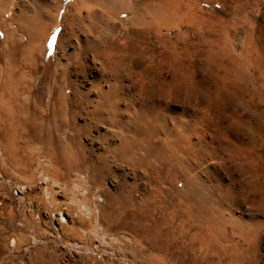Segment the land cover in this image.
Here are the masks:
<instances>
[{
	"label": "rangeland",
	"instance_id": "374dc122",
	"mask_svg": "<svg viewBox=\"0 0 264 264\" xmlns=\"http://www.w3.org/2000/svg\"><path fill=\"white\" fill-rule=\"evenodd\" d=\"M29 1L30 0H0V90L2 88L0 91V112L4 110L1 113H5L6 115L10 112L11 116L14 111L11 117L9 115L5 116V114L3 117L0 113V264H264V228L259 229L260 241L258 240L255 244H243L241 240L235 236L234 239L239 244L236 250H232L233 252H230L231 249L230 251L227 250L229 248H223V253V251H220L223 250L222 247L218 246H216L217 249L205 247L199 249L197 248L199 245L198 243L191 249L189 245L190 232L189 234L186 233L184 237V234L181 235L182 231L180 230L182 229L180 228V222H178L179 220L177 218L169 220L170 222L166 220L168 217V219L171 218L170 213L174 208V205H171V203L174 204L175 199L173 200L172 198H174V196L169 194L172 193L170 192L172 189L169 183H167L168 187L166 183L163 185L158 183L159 181L157 178H160L156 177L154 173L157 164L148 162V159L147 163L146 161L141 163L136 158H133L129 151H125V153L121 155L113 149L120 143L121 139L116 136L118 127L112 122L113 119L108 106L116 104L119 109H121V112L125 113L126 106L131 103L134 97L137 98V96H139L138 93L136 96L139 76H135L134 73L144 76L145 78L142 77L144 79L149 78L153 81V86L151 87L155 92L153 95L157 93V86L161 84L160 82L162 80H167L169 82L173 81L174 75L171 72L169 73L161 70L163 68L160 64L162 61V49L160 45L155 41L152 42L151 45H147L146 41L141 37L137 39L134 27L126 22L116 23L113 20L108 21L101 7L95 4V0H74L75 2L73 0H58L59 2H57V0H47L48 2L46 0H33L35 3H38L36 6H33V9L28 5H24L25 3H29ZM194 1L195 4L197 3L198 8H202L201 12L203 14L208 11L210 12V10L214 12H210V16L207 13L206 15L209 17L205 15L202 22L204 27L202 26L199 32L194 33L195 31L190 29V31H183L186 33L188 41L195 43L198 38L204 37L205 34L208 39H211L214 34L215 36H220H213L219 40L217 43L218 48L221 50L222 48L228 50L231 52L230 55L235 57V60H241L240 64H244V67L242 65L240 68L241 70H239L242 73L244 72L245 76L248 75L247 77L252 79L250 83H247V86L249 90H254L257 86V81H255L254 84L251 82L254 81V76H256L253 75V70L255 74H257V70L249 66L248 60L251 58V54L242 52L245 50L244 46L246 44L244 42L247 41L249 43L248 40L252 39L258 43L260 48H262V54H264V0H220L221 2L219 0H211L210 2L209 0H206L208 2L205 0ZM55 3H57L58 6L56 10ZM204 4L205 6H203ZM60 7L62 8L56 20L57 10ZM215 11L216 13L220 12L216 14ZM38 13L39 15H37ZM30 14H36V16H34L40 18L38 23V25H40V27L38 26L39 36L36 38V45L38 44L37 42H39V44L38 47H34L33 51V56H37L36 59H38H34L37 66L36 64L33 65L35 63L34 61H30L26 57L24 58V51L22 49H25L26 46H30L29 44L31 43L29 40L25 39L28 33L27 30L17 26V23L22 21L20 18L21 16L23 18ZM13 16L18 17L17 21L12 20ZM102 16L104 18H102ZM125 17L126 16L123 15L122 19H125ZM223 19L225 24L223 23ZM221 21L224 24V30H222V33L219 35V32H221L219 26L223 29V26L221 27L220 25ZM52 23L55 25V28L50 29ZM210 23H214V25ZM209 25L212 27L214 26L213 28L216 32L218 31L217 28L220 31L216 33ZM253 28L254 31H252V33L254 32L253 34L255 36L250 32ZM256 28L258 30H256ZM42 31L44 34L47 32L46 35H43ZM88 32L90 33L88 34ZM110 32L113 34L111 35ZM121 33L124 38L120 35ZM53 34L56 36V41L59 35L61 37L62 43H59L58 47L56 43H51ZM107 34L110 35V37ZM245 34L246 37L248 36L247 38ZM209 35L212 36L210 37ZM225 35L227 36L224 37ZM228 35L231 39L228 38ZM169 36H172L171 40L176 42L175 31H171ZM117 37L123 42L124 48H128L131 43L138 40L139 43L137 44V48L139 50L137 49V52H132L133 54L135 53L133 56L134 58H131L132 62L126 58L119 68L113 69L115 68L114 65L112 66L113 60L111 58L107 59L106 52L109 50V46L112 44L111 42H113L112 40ZM253 37L255 39H253ZM39 39L42 41H39ZM227 40H230V42H227ZM177 44L178 46H182L181 42ZM224 44L227 47H223L225 46ZM237 46L242 50L239 55L237 54L239 51ZM205 47V50H207L208 47L206 45ZM246 47L248 48V46ZM247 48L245 50L246 52L248 51ZM232 49H234V52ZM11 50L15 56L12 52L10 53ZM138 52L140 53L139 55ZM147 53H149L148 55L150 58ZM99 54H101V58ZM9 55L12 56L10 60L8 58L10 57ZM240 55L242 56L240 57ZM189 56L190 57L187 59L184 58V64H187L191 69L194 66L195 70H192L193 72L195 71L194 77L196 82L200 83V87L210 90L214 89L215 83L217 84L218 82V84H220L226 65L229 66L232 64V59L221 56L220 59L222 60H220V62L223 63H220L221 67L219 66V69L215 70L214 73H209L205 57L198 58L197 56L195 57L193 53H190ZM21 57L23 59H21ZM26 59L30 62H28V60L25 61ZM104 59H107L108 62H105ZM102 60L104 61L102 62ZM23 61L24 63H22ZM157 61H159V63ZM225 61H230V63H226ZM32 62L33 64L31 65ZM103 63L106 65H103ZM101 67H103V69ZM111 67H113L112 70H110ZM11 68L12 71L14 70L13 72ZM198 68L206 70L204 71ZM252 68L254 69L252 70ZM249 70L250 72H247ZM11 72L12 75H10ZM20 74H23V76H20ZM114 74L118 77L116 78ZM207 79L209 80L207 81ZM112 80L113 82H111ZM13 81L17 82L18 85L20 84L19 87L17 83L15 84ZM212 81L216 82L214 83ZM11 83L12 86L8 87L7 84ZM5 89L9 92H16V102L18 104L15 105L14 110L10 109L7 102L4 101ZM57 90H60L61 93L63 92L61 96L62 101L65 95V105L63 103L65 109L62 108V106V109L58 110L59 112L56 111V108H53L54 92ZM99 90L105 92V95L98 98L96 93H99ZM18 93H20V95ZM190 95H198L199 97H195L197 100L191 97V100L189 99L188 102H185L186 104H183L184 107L197 110V112L199 110H205L201 103L203 102L201 99H203L204 95ZM116 100L118 101L114 103ZM19 102L21 105H19ZM190 102H194L195 104L193 103L192 105ZM240 104V102H235L233 109H235L237 113L239 112V114L243 113V115H245L243 111L244 108L242 104ZM4 105L5 108L3 107ZM190 105L194 107L192 108ZM237 105H240L242 110L240 106ZM26 109H30V112L27 111L28 114L24 112ZM240 110L242 112H240ZM258 112L259 110L257 109H252V112H250V117L252 119L250 122L251 124L248 125L250 128H231L222 132L219 135V148H217L215 153L212 154L208 146H206L201 156H198L196 159L192 156L187 158V162L189 161L188 164L193 166L192 171L190 170L189 172L198 174L203 184L206 183L205 186L208 188L213 185L214 188L217 187V189H215L217 193L221 192L222 198L217 195V199L219 200V204L220 202L222 204L220 208H222L221 212H224L225 216H229L228 214L231 213L232 217H242L244 220L253 219V217L264 220V206L259 207L255 203H251L254 197L249 199L245 196L246 188L242 180L243 178L240 179L242 176L239 172H236L238 171V165L237 162L235 163L232 150L229 149V142L239 144L240 141L243 143L246 141L244 144H249L251 151L257 154L260 153L263 157L261 160H264V154L262 155L264 147L262 148L263 150L260 149L264 145V136H258L259 133L257 131L258 125L256 122L261 118V115L259 117V115L256 114ZM29 114L33 120L31 117H28ZM91 114L94 115L92 116ZM251 114L255 115H252V117ZM60 117L63 118L61 119ZM18 118L21 119L19 120ZM229 119L230 118L224 121L229 124ZM25 120L26 122L28 121L27 124ZM5 122L7 125L10 124L9 127L6 126ZM226 122H222L224 123L223 126L227 125L225 124ZM13 123L18 124L14 125ZM20 123H23L21 124L23 127L20 126ZM126 127H128V125H126ZM227 127L229 126L227 125ZM254 127L256 130L253 129ZM10 128L13 130H10ZM248 130L250 132L252 131V136L257 134L256 137L253 136L257 140L251 137ZM7 132L11 133L10 135L12 138L6 136ZM258 137L260 140L263 138V140H261L262 142ZM252 138L255 140L254 143ZM10 140L12 141L11 143ZM249 141L251 142L249 143ZM256 141L260 144V148L256 146L258 145ZM208 142L209 138L207 136L206 145ZM135 162L137 163L135 164ZM148 166L149 168L146 169ZM38 183L44 184L47 191L45 196L47 198L42 195V192L38 191ZM16 186L19 187V190L22 189V195L18 194V197L14 195ZM218 186L220 188H218ZM166 188L169 190H166ZM242 189H244L245 192H243ZM155 193L158 195V199ZM228 193L229 195L227 196ZM151 195L153 198L152 200ZM169 195L170 197L172 196V198H169ZM20 196L21 198L19 199ZM146 196L149 197L147 198ZM119 200L121 201L120 204ZM166 201H168V204ZM124 203L126 204L124 205ZM46 204L50 211H57L62 206L66 207L68 223L62 225L59 230L60 232L56 235L51 231L50 222L45 219L43 209ZM116 207L118 209L120 208L119 211ZM147 210L150 212L147 213ZM124 211L128 215L125 214ZM142 211L143 214H141ZM132 212L135 213L132 214ZM129 215L134 219H130ZM231 215L229 217H231ZM230 230L229 228V231ZM187 235L189 237H187ZM32 237L38 239L39 243L34 244L35 241L31 242ZM182 237L185 239V242ZM12 239L15 240L14 246L10 244V240ZM221 240L222 239H220L219 242L223 243ZM61 242H71L75 247V251L70 255L61 254L60 250L57 248L58 244ZM241 243L242 245H240ZM184 250L188 252H184ZM200 250L202 252H200ZM211 250L215 251L212 252ZM216 250L219 251V253ZM216 252L218 254H216Z\"/></svg>",
	"mask_w": 264,
	"mask_h": 264
},
{
	"label": "bare ground",
	"instance_id": "6f19581e",
	"mask_svg": "<svg viewBox=\"0 0 264 264\" xmlns=\"http://www.w3.org/2000/svg\"><path fill=\"white\" fill-rule=\"evenodd\" d=\"M193 1L194 0H95V4L98 5L99 7H101V9H102L103 13L105 14V16L107 17L108 21H112L113 20L116 23L117 22L118 23H125L126 22V23L130 24L131 26L134 27L137 39H140V37H141L143 40L146 41L147 45H151V43L154 42V41L157 42L160 45V48L162 49V52H161L162 61H161L160 64H161V67L163 69H161V70L162 71H167L169 73L171 72L174 75V78L172 79L173 80L172 82H169L167 80H162L160 82L161 84L159 86H157V89H158L157 93L155 95H153L155 93L153 91V89L151 88L153 86V81L151 79H149V78L148 79L147 78L144 79L145 78L144 76L134 73L135 76H139L138 86H137L138 90L136 92V96L138 94H139V96H137V98L134 97V99H132L131 103L128 104V106H126L125 113L121 112V109H119V107L116 104H112V106H108L109 111H110L111 116H112V119H113L112 122H114L115 126L118 127L116 136H118L121 139L120 143L118 145H116L113 149L115 151L119 152L121 155L123 153H125V151H129L131 156L133 158H136L137 160H139V162H141V163L143 161H146V163H147V159H148L149 160L148 162H153L154 164L155 163L157 164L156 170H155L154 173H155L156 177L160 178V179L157 178V180L159 181L158 183L160 185L161 184L163 185L164 183H166V186H167V183H169L170 187L172 189V191H170L172 193H169V194L174 196V198H172V196L170 197V195H169V198H172L173 200L175 199V203L174 204L171 203V205H174V208H173V210L170 213L171 218L168 219L169 218L168 217L166 220L169 221V220H173L174 218H177L179 220L178 222H180V228L182 229V230H180V231H182L181 235L184 234V237H185L186 233L189 234V232H190V240H189L190 244L189 245H190L191 249L195 246L196 243H198L199 245H198L197 248H199V249L201 247L210 248V249L211 248L212 249L213 248L217 249L216 246H218V247H222V249L223 248H229L227 250L230 251V249H231L230 252H233L234 250H236L237 245L239 244L237 241H235V239H234L235 236H237L241 240V242L243 244H247V245H250L251 243L255 244L260 239L259 238V229L264 228V220H262L261 218L258 219V218H254V217H253V219L251 218V219L244 220L242 217H232L231 213L228 214L229 216L231 215V217H229L227 215H226L227 216L226 217L224 212H221L222 208H220V205H222V204H221V202L219 204V200L217 199L218 197H221V192L217 193V191L215 190V189H217V187L214 188L213 185H211L208 188L207 186H205L206 183L203 184L202 179H201V177L198 174H196V173L194 174L193 172L190 173L189 171L190 170L192 171L193 166L192 165L190 166L188 164L189 161L187 162V158L188 157L190 158L192 156L193 158L196 159L198 156H201L202 152L204 151L203 149L206 146H208V149L211 151L212 154L215 153L217 148H219L218 147L219 146L218 143H219V139H220L219 135L222 132H225L226 129H231V128L232 129H237V128H241V127H245L246 128V127H248L249 124H251L250 122H251L252 119L250 117V112H252V109L253 110H256V109L259 110V112L256 113V114L259 115V117L261 115V118H260L259 121L256 122L257 125H258L257 126V128H258L257 131L259 133L258 136H261V137L264 136L263 135L264 134V57H263L264 54H262L263 53L262 52V48H260L258 43L253 41L252 39H249V40L247 39L249 41V43L247 41L246 42L243 41L246 44V45L244 44L245 45L244 46L245 50L247 48L246 46H248V48H247L248 51L247 52L244 49H243L244 52H242V50H240L239 47H238L239 44L237 46L239 51H240V52L238 51V53H237V50H236V53L238 55H239V53L241 54V52L245 53V54H249V53L251 54V58L248 60L249 66H252V67L255 68V70H257V74H255L254 70H253L254 68H252L253 75H256V76H254V79H253L254 81L251 82V83L254 84V82L257 81V86H256V88L254 90H249L248 86H247L248 85L247 83H250V81L252 79L248 78L247 74H246L247 76H245L244 72L242 73L240 71L241 70L240 69L241 66L243 65V67H244V64H242V65L240 64L241 60H235V57L230 55L231 52H229L228 50L223 49V48L221 50L220 48H218L217 43H218L219 40H218V38H214L213 37V36H215V34L214 35L212 34L213 36L209 35L210 37L212 36L211 39H208L207 35L205 34L206 37L204 35V37L202 36V37L198 38L199 40L196 38L198 41L196 40L195 43L188 41L187 35L183 31L184 30L188 31L190 29V30L195 31L194 33L199 32L200 29H202V26L204 27V25H202L203 24L202 22L204 20L205 15L208 13L209 16H210V12L211 13L214 12V11L210 10V12L208 11L207 13H205L206 12L205 11L204 12L205 14H203L201 12L202 8L201 9L198 8L197 3L195 4V1L194 2ZM210 1L211 0H209V2ZM228 1H230V0H228ZM49 2H51V1H49ZM57 2H59V1L57 0ZM206 2H208V1H206ZM223 2H225V1H223ZM227 3H229V2H227ZM232 3H233V1H232ZM37 4L38 3H35L33 0H30L29 3H25L24 5H28V6H30L33 9V6H36ZM205 4H207V3H205ZM205 4L203 6H205ZM235 4L238 5L237 3H235ZM230 5H231V3H230ZM56 6H57V3H55V10H56V8H58V6L57 7ZM223 6H225V5H223ZM95 7H97V6H95ZM61 8L62 7H60L57 10L56 20L58 18V14H59V11H60ZM70 8H71V6H70ZM240 9H241V7H240ZM215 13H216V11H215ZM218 13H216V14H218ZM34 15L36 16V14H30V15H27L26 17H23V18L21 16L20 18L22 19V21L17 23V26L19 28L26 29L27 32H28L27 36L25 37V39L29 40V42L31 44H29L27 42L30 46H28V47L26 46L25 49H22L24 51V52L23 51L22 52L24 53L23 54L24 58L26 57L30 61H34L35 62L34 64L32 62L31 65L32 64L35 65L36 64L35 60H38V59H36L37 56L36 57H35V55L33 56V51H34V47L35 46L38 47V44H39V42H37L38 44L36 45V38H38V36H39L38 35L39 34L38 26L40 27V25H38V23H39L40 18H38V16L35 17ZM37 15H39V13ZM123 15L126 16L125 19H122ZM99 16H100V14H99ZM103 16H102V18H104ZM206 16H208V15H206ZM217 18H218V16H217ZM17 19H18L17 16H13L12 20L13 21H17ZM219 19H221V18H219ZM215 20H216V18H215ZM211 21H212V19H211ZM223 21H224V19H223ZM214 22H217V21H214ZM221 23H222V21L220 22V25H221V27L223 26L222 27L223 29H221L220 26H219V29L221 30V32H219V35H220V33H222V30H224L225 21L223 22L224 24L222 23L223 25ZM90 24H92V23H90ZM211 25H214V23L211 24ZM211 25H209V26L212 27ZM50 26H51L50 29L55 28V25H53V23ZM89 27H91V26H89ZM46 28H47V26H46ZM114 28H115V26H114ZM212 28H211V31H212ZM225 28H226V25H225ZM86 29H87V27H86ZM122 29H123V27H122ZM219 29L217 28L218 31H220ZM26 30H25V32H26ZM213 30H214V28H213ZM256 30H258V29L256 28ZM171 31H175L176 32V37H175L176 38V40H175L176 42H173L171 40L172 36L171 37L169 36V33ZM214 31L216 32V30H214ZM252 31H254V28L250 32L252 33ZM15 32H17V31H15ZM206 32H210V31H206ZM46 33L44 34V32H43V35H46ZM89 33L90 32H88V34ZM212 33H214V32H212ZM112 34L113 33H111V35ZM208 34H211V33H208ZM246 34H245V37H246ZM114 35H115V33H114ZM120 35H122V33ZM108 36L110 37V35H108ZM216 36H218V35H216ZM226 36L227 35H225L224 37H226ZM84 37H85V35H84ZM118 37L115 38V39L112 38L113 42H111L112 44L109 46L110 48L108 47L109 50L106 52L107 59L111 58L113 60L112 66L113 65L115 66V68L111 67L110 70H112V68L113 69L119 68V66L123 63L124 60H126V58H128L129 61L132 62L131 58H134L133 56L135 54V53L133 54L132 52H137V49H138L137 48V44L139 43L138 40H135V42L131 43V45L128 48L127 47L124 48L123 42H121L118 39ZM122 37L124 38L123 35H122ZM218 37H220V36H218ZM251 37H252V35H251ZM228 38L231 39L229 37V35H228ZM40 39H42V38H40ZM40 39H39V41H42ZM224 39H226V38H224ZM224 39H223V41H224ZM253 39H255V38L253 37ZM75 40H76V38H75ZM123 41H124V39H123ZM180 42L182 43V46L181 45L178 46L177 43H180ZM227 42H230V40H227ZM259 42H260V40H259ZM59 43H62L60 35L58 36L57 41H56V46L57 47H58ZM109 43H110V41H109ZM104 45H105V43H104ZM205 45L208 47L207 50H205V48H206ZM223 47H227V46L225 45ZM96 49H95V51H96ZM104 49H106V48H104ZM79 50H80V47H79ZM158 50H159V48H158ZM233 50L234 49H232V51ZM13 51H14V49H13ZM11 52H12V50L10 51V53ZM36 52H35V54H36ZM190 53L195 54V57L197 56L198 58L199 57H203V58L205 57V59H206L205 62H206L207 68L209 69V73H214L215 70L219 69L218 67L220 66V63H222V62H220V60H222V59H220L221 56L227 57L228 59H232L231 60L232 64H230L229 66L226 65L225 70L223 69L224 70V75L221 78L220 84H218V82L216 84L215 83L216 81L215 82L212 81V82L215 83L214 89H212V90L206 89L204 87H200L201 86V85H199L200 83L196 82L195 77H194V72L195 71L193 72V70H192V69L195 70L194 66L191 64L193 66V68L191 69L190 67L187 66V64H184V61H185L184 58L187 59L188 57H190L189 56ZM12 54H13V52H12ZM37 54L39 55L38 52H37ZM139 54L140 53L138 52V55ZM148 54L149 53H147V55ZM153 54H154V52H153ZM159 54H160V52H159ZM13 55L15 56V54H13ZM157 55H158V53H157ZM242 55H244V54H242ZM242 55H240V57ZM14 56H13V59H14ZM99 56H100V58L102 57L101 54H99ZM229 56H232V57H229ZM11 57L12 56L8 57L9 60L11 59ZM104 57H105V55H104ZM149 58H150V56H149ZM21 59H23V58L21 57ZM28 59H26L25 61H27ZM107 59L106 60L104 59L105 62L107 61ZM190 59H192V58H190ZM15 60H16V58H15ZM29 60H28V62H30ZM104 60H102V62ZM246 61H247V59H246ZM157 62L159 63V61H157ZM225 62L226 63H230V61L229 62L225 61ZM22 63H24V61ZM150 63H152V62H150ZM158 63H157V65H158ZM188 63H190V62H188ZM242 63H243V60H242ZM244 63H246V62H244ZM103 65H106V64L103 63ZM36 66H37V64H36ZM36 66H35V68L37 70ZM189 66H190V64H189ZM206 66H205V68H206ZM12 68H11V71H12ZM101 68L103 69V67H101ZM122 68H123V66H122ZM196 68H197V66H196ZM190 69L193 72V74L190 71ZM198 69H201V68H198ZM23 70H24V68H23ZM201 70L205 71L206 69H201ZM108 71H109V69H108ZM12 72H11L10 75H12ZM103 72H104V70H103ZM152 72H154V71H152ZM247 72H250V70L247 71ZM21 75L23 76V74H20V76ZM104 75H108V74H104ZM117 75H119V74H117ZM114 76H115V74H114ZM142 77H144V78H142ZM157 77H159V76H157ZM13 78H14V76H13ZM16 78H18V77H16ZM116 78H114V79H116ZM8 79H9V77H8ZM8 79H7V81H8ZM113 80L111 82H113ZM208 80L209 79H207V81ZM115 82H117V81H115ZM14 83L16 84L17 82H14ZM15 84H14V88H15ZM7 85H8V87H11L12 83L11 84H7ZM19 85L17 83L18 87H19ZM58 87H60V86H58ZM64 87H66V86H64ZM12 89H13V87H12ZM16 89H18V88H16ZM1 90H2V88H1ZM5 91H6V89H5ZM62 91H65V90H62ZM4 93H5L4 101L7 102V104L9 105L10 109L14 110L15 105L18 104L16 102L17 101L16 100V98H17L16 92L14 93V92L6 91ZM55 93H56V95H55ZM18 94L20 95V93H18ZM190 94H195V95L201 94L200 96L204 95L203 99H201V100H203V102H201V103L203 104L205 110H203V111L199 110L197 112V110L187 109L186 107H184L183 104H186L185 102H188V100L191 97L194 100H197L196 98L199 97L198 95L197 96H192ZM62 95H63V92L61 93L60 90H57L56 92H54V97H53L54 101L53 100L52 101L54 102L53 108H56V111H58L59 109L61 110L62 108H64L63 103L65 102L64 101L65 95H64L63 101H62V98H61ZM103 95H105V92H103L102 90H99V93H96V96L98 98L100 96H103ZM50 96H51V94H50ZM117 101L118 100H116L114 103H116ZM74 102H76V101H74ZM235 102L236 103L240 102L242 104V106L244 108L243 111L245 112V115H243V113L239 114V112L237 113L235 111V109H233V105H234ZM190 103H192V102H190ZM193 103H192V105H193ZM49 104H48V106H49ZM72 104H74V103H72ZM19 105H21V103ZM27 105H25V106H27ZM64 105H65V103H64ZM196 105H198V104H196ZM240 105H237V106H240ZM3 107L5 108V105ZM191 107L193 108L194 106H191ZM199 107H200V104H199ZM240 108H241V106H240ZM27 109L24 111L26 114H28V112H30L29 111L30 109L29 110H27ZM241 110H242V108H241ZM241 110H240V112H242ZM2 111H4V110H2ZM15 111H16V109H15ZM13 112H12V114H13ZM22 113H23V111H22ZM1 114L3 116L5 113L4 114L1 113ZM12 114H11V116H12ZM62 114H63V110H62ZM62 114H60V115L63 116ZM8 115L10 116V112H9ZM8 115L5 114V116H8ZM252 115H255V114H251V116ZM16 116H17V113H16ZM28 117H31V115L29 114ZM259 117H258V119H259ZM60 118L62 119L63 117H60ZM228 118H230L229 121H228L229 124H227V122L224 121V120H226ZM31 119H32V117H31ZM230 120H232V121H230ZM15 121H16V119H15ZM29 121H30V118H29ZM25 122H26V120H25ZM27 122H26V124H27ZM222 122H226L225 124H227L229 127H227V125L223 126L224 123H222ZM5 124H6V122H5ZM15 124H18V123H15ZM21 124H23V123H20V126L23 127V125H21ZM114 124H112V125H114ZM9 125L6 124L7 127H9ZM126 125H128V127H126ZM254 125H255V123H254ZM6 126H4V127H6ZM16 127H17V125H16ZM13 128H14V126H13ZM248 128H250V126ZM253 129L256 130L255 127ZM6 130H8V129H6ZM10 130H13V129L10 128ZM254 130H253V133H254ZM251 132H250V134H251ZM10 134L11 133L7 132L6 136L7 137L9 136V137L12 138V136ZM256 135L254 134L253 136L256 137ZM207 136L209 138V142L206 145ZM253 136L251 134V137H253ZM255 137H253V138L256 139ZM254 139H253V143L255 142ZM258 139H259V137H258ZM261 140H263V138ZM11 142L12 141L10 140V143ZM250 142L251 141H249V143ZM244 143H246V141ZM244 143L241 142V141L239 142V144H236L235 142L234 143L229 142V147H230L229 149L232 150V153L234 154L233 156L235 158V163L237 162V165H238V171H236V172H239L240 175L242 176V177L240 176L241 177L240 179L243 178L242 180H243L244 186L246 188V193H245L246 198L251 199L252 197H254V200H251V201H253L251 203H255L259 207H263L264 206V160L263 161L261 160V159H263V157L260 155V153L257 154L255 152H252L249 144L246 145ZM259 145L260 144L258 143V145H256V146H258L260 148ZM7 147H8V145H7ZM263 147H264V145L260 149L263 150L264 149ZM71 151H68V152H71ZM254 151H255V148H254ZM263 154H264V150L262 151V155ZM136 159H135V161H136ZM194 161H197V160H194ZM259 161H262V162L258 163ZM122 163H124V162H122ZM136 163L137 162H135V164ZM194 164H195V162H194ZM150 165H151V163H150ZM148 168H149V166L146 169H148ZM195 170H196V167H195ZM166 179H168V180H166ZM214 186H215V184H214ZM218 188H220V187L218 186ZM155 189H156V187H155ZM167 189L168 188H166V190ZM242 190H243V192H245L244 189H242ZM160 192H161V190H160ZM217 195H218V197H217ZM228 195H229V193L227 194V196ZM253 195H255L256 197L253 196ZM155 196H156V198L158 197V195H156V193H155ZM127 197H128V195H127ZM146 197L148 198L149 196H146ZM122 198H123V196H122ZM160 198H162V197H160ZM221 198H219V199H221ZM128 199H129V197H128ZM152 199L153 198H152V195H151V200ZM144 201H145V199H144ZM166 202L168 204V201H166ZM120 203H121V201L119 202V204ZM125 204L126 203H124V205ZM136 205H138V204H136ZM134 206H135V204H134ZM163 206H165V205H163ZM132 207H131V209H132ZM119 209H118V211H119ZM160 209H161V207H160ZM160 209H159V211H160ZM148 212H150V211L147 210V213ZM124 213H125V211H124ZM133 213H135V212H132V214ZM125 214H127V213H125ZM141 214H143V211H142ZM249 216H252V215H249ZM145 217H146V215H145ZM129 218L131 219L133 217L130 216ZM165 218H166V216H165ZM262 218H263V216H262ZM172 226H173V224H172ZM172 226H171V228H172ZM229 228L231 229L230 231H229ZM132 232H133V230H132ZM262 232H263V230H262ZM187 237H189V236L187 235ZM220 239H222L221 241L223 243L219 242ZM183 240L185 242L184 238H183ZM262 240H263V236H262ZM186 243H188V242H186ZM242 243L240 245H242ZM10 244L12 246H14L15 245V240L14 239L10 240ZM100 246H101V244H100ZM253 248H255V247H253ZM186 250H184V252ZM211 251L214 252L215 250H211ZM220 251H223V253H224V249L220 250ZM186 252H188V251H186ZM200 252H202V251L200 250ZM217 252L219 253V251H217ZM217 252H216V254H218ZM225 252H227V251H225ZM184 259H186V258H184Z\"/></svg>",
	"mask_w": 264,
	"mask_h": 264
},
{
	"label": "built area",
	"instance_id": "2783aa9c",
	"mask_svg": "<svg viewBox=\"0 0 264 264\" xmlns=\"http://www.w3.org/2000/svg\"><path fill=\"white\" fill-rule=\"evenodd\" d=\"M37 189L38 191L42 192V195L45 196V194L47 193L44 184L42 183H38L37 184ZM22 189L19 190V187L16 186L14 189V195L16 197H18V194L22 195ZM21 198V196L19 197V199ZM45 198H47L45 196ZM18 199V198H17ZM44 215H45V219L50 222L51 225V231L56 235L58 234V232H60L59 230L61 229L62 225H65L68 223V217L66 215V207L62 206L59 210L57 211H50L48 209L47 204L44 206ZM35 241L34 244L39 243V240L36 239L35 237L31 238V242ZM33 244V245H34ZM60 250L61 254H67L70 255L75 251V247L71 242H61L60 244H58L57 247Z\"/></svg>",
	"mask_w": 264,
	"mask_h": 264
},
{
	"label": "snow or ice",
	"instance_id": "6c2138e0",
	"mask_svg": "<svg viewBox=\"0 0 264 264\" xmlns=\"http://www.w3.org/2000/svg\"><path fill=\"white\" fill-rule=\"evenodd\" d=\"M51 43L55 44L56 43V36L53 34L52 38H51Z\"/></svg>",
	"mask_w": 264,
	"mask_h": 264
}]
</instances>
